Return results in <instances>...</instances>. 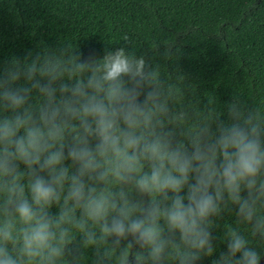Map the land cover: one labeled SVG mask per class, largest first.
Listing matches in <instances>:
<instances>
[{
  "label": "clouds",
  "instance_id": "9594fccd",
  "mask_svg": "<svg viewBox=\"0 0 264 264\" xmlns=\"http://www.w3.org/2000/svg\"><path fill=\"white\" fill-rule=\"evenodd\" d=\"M170 98L124 47L13 59L0 72V264H65L77 234L95 264H197L233 207L211 264H261L241 226L264 242V112L234 98L226 120L184 131Z\"/></svg>",
  "mask_w": 264,
  "mask_h": 264
},
{
  "label": "trees",
  "instance_id": "16d2710c",
  "mask_svg": "<svg viewBox=\"0 0 264 264\" xmlns=\"http://www.w3.org/2000/svg\"><path fill=\"white\" fill-rule=\"evenodd\" d=\"M63 47L82 59L121 47L143 55L159 68L165 96L171 86L169 106L184 114L177 122L184 131L213 111L226 120L234 98L264 112V0H0V72L28 52ZM226 225L236 227L235 207L215 221L213 256L197 264L227 251ZM241 230L264 258V242ZM80 240L77 234L68 246L65 264H95V248L83 249Z\"/></svg>",
  "mask_w": 264,
  "mask_h": 264
},
{
  "label": "water",
  "instance_id": "95a60500",
  "mask_svg": "<svg viewBox=\"0 0 264 264\" xmlns=\"http://www.w3.org/2000/svg\"><path fill=\"white\" fill-rule=\"evenodd\" d=\"M132 264H134V262ZM261 264H264V258L261 259Z\"/></svg>",
  "mask_w": 264,
  "mask_h": 264
}]
</instances>
